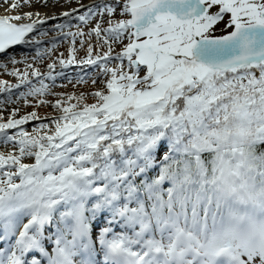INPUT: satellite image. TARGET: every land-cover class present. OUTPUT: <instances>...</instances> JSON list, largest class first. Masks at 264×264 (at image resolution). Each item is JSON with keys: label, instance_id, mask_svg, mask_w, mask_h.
I'll use <instances>...</instances> for the list:
<instances>
[{"label": "snow or ice", "instance_id": "obj_1", "mask_svg": "<svg viewBox=\"0 0 264 264\" xmlns=\"http://www.w3.org/2000/svg\"><path fill=\"white\" fill-rule=\"evenodd\" d=\"M0 264H264V0H0Z\"/></svg>", "mask_w": 264, "mask_h": 264}, {"label": "bare ground", "instance_id": "obj_2", "mask_svg": "<svg viewBox=\"0 0 264 264\" xmlns=\"http://www.w3.org/2000/svg\"><path fill=\"white\" fill-rule=\"evenodd\" d=\"M89 2H91V0H85V3H89ZM3 78H5V79H9V80H12L13 78L12 77H10V76H4ZM29 110H31V109H29ZM50 111V110H49Z\"/></svg>", "mask_w": 264, "mask_h": 264}, {"label": "rangeland", "instance_id": "obj_3", "mask_svg": "<svg viewBox=\"0 0 264 264\" xmlns=\"http://www.w3.org/2000/svg\"><path fill=\"white\" fill-rule=\"evenodd\" d=\"M71 89V85H69V90ZM43 111V110H42Z\"/></svg>", "mask_w": 264, "mask_h": 264}]
</instances>
